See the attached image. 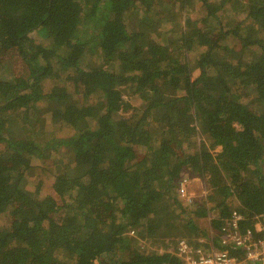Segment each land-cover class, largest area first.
Listing matches in <instances>:
<instances>
[{"label":"trees","instance_id":"trees-1","mask_svg":"<svg viewBox=\"0 0 264 264\" xmlns=\"http://www.w3.org/2000/svg\"><path fill=\"white\" fill-rule=\"evenodd\" d=\"M233 210L264 224V0H0V264H181Z\"/></svg>","mask_w":264,"mask_h":264},{"label":"built area","instance_id":"built-area-1","mask_svg":"<svg viewBox=\"0 0 264 264\" xmlns=\"http://www.w3.org/2000/svg\"><path fill=\"white\" fill-rule=\"evenodd\" d=\"M189 179L186 177L183 180L178 193L185 201L193 203L194 198L187 192ZM242 220V214L233 210L225 221L224 236L218 237L224 248H220L219 244L217 246L212 238L210 241L198 239L199 245H196L195 239L189 241L181 238L169 242L168 247L161 248L159 252L170 253L181 264H264V224L257 223L254 229L243 232L240 227Z\"/></svg>","mask_w":264,"mask_h":264},{"label":"rangeland","instance_id":"rangeland-1","mask_svg":"<svg viewBox=\"0 0 264 264\" xmlns=\"http://www.w3.org/2000/svg\"><path fill=\"white\" fill-rule=\"evenodd\" d=\"M32 36H34L36 38H41L42 34L39 32H33ZM8 76H11V75H8ZM43 120H44V118H43ZM65 132L66 131H62L61 135H63ZM58 169H59V167H58ZM54 170H55L54 166H51V167L46 168V169L42 168V166H41V169L37 170V171H39V173H41V175L38 176V178L37 177L32 178L35 181V183L30 182L29 189L34 190V186L38 185V183L40 182V187H41V190H39L40 193L42 192L43 194H50L53 191V184L55 182ZM182 183H183V181H182ZM33 192L36 193L37 191H33ZM187 192L194 199H200L202 197H206L209 194L210 190L206 187L205 183L201 179L192 178V179H189V181H188ZM202 227L203 228L205 227V229H207L208 228V222L206 221L205 223H203ZM202 235H200L201 238L203 237ZM200 237H198V238H200ZM202 239H204V238H202ZM140 241L143 245H146V241H144L143 239ZM167 242L169 243L170 241H167ZM147 245L150 246V249H153V251L157 250L155 248L156 242L148 243ZM161 248L162 247H160L159 250Z\"/></svg>","mask_w":264,"mask_h":264},{"label":"clouds","instance_id":"clouds-1","mask_svg":"<svg viewBox=\"0 0 264 264\" xmlns=\"http://www.w3.org/2000/svg\"><path fill=\"white\" fill-rule=\"evenodd\" d=\"M197 178V177H196ZM190 179H192V178H190ZM178 195H179V193H178ZM180 196V195H179ZM182 200H184L182 197H180ZM195 200H197V199H194V202H195ZM185 201V200H184ZM186 203H189V202H187V201H185ZM193 202V203H194ZM189 204H192V203H189ZM133 232V231H132ZM132 232L130 233L132 236H134V235H136L135 233H133L132 234Z\"/></svg>","mask_w":264,"mask_h":264}]
</instances>
